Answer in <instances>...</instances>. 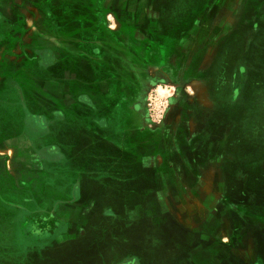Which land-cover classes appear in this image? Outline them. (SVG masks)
<instances>
[{
  "label": "crops",
  "instance_id": "0c3cea01",
  "mask_svg": "<svg viewBox=\"0 0 264 264\" xmlns=\"http://www.w3.org/2000/svg\"><path fill=\"white\" fill-rule=\"evenodd\" d=\"M123 1L131 0H116L114 13L109 8V20L115 16L117 26L93 25L92 20H84L88 12L76 18L73 14L80 11L76 9L74 13L61 12L63 20H56V24H28L25 28L29 31L20 34L19 41L1 40L0 96L7 91L9 96L17 92L21 95V89H25L21 99L26 104L13 102L8 109L0 107V208L10 211L19 205L30 211L39 209L52 215L64 229L41 251L38 264H75L70 260L73 257L79 258L78 264H164L170 259L176 260L173 264H216L218 252L206 254L207 259L201 261L191 248H177V242H181L177 222L169 216V228L164 227L165 213L156 214L164 203L150 200V193H165L170 187L165 177L195 178L199 174L192 167L191 172L183 173L181 167L173 174L166 172L167 162L177 158L175 149L173 157L160 153V162L146 153L150 143H161L160 135L151 137L131 108L137 100L133 96L134 75H143V32L160 30L162 15L158 5L147 4L148 0H143L142 9H138L139 0L132 6H125ZM7 11L11 16H23V10L17 7ZM55 11L54 15H59L60 11ZM37 13L30 10L24 16L42 17V10ZM98 13L99 17L105 15L103 10ZM93 29L100 30L96 39L88 33L83 35ZM88 39L94 42L91 46ZM179 41L173 44L176 51L182 47L183 57L189 58L184 62L175 57L174 68L182 70L189 63V69H195L197 60L193 64L192 55H188L190 35ZM94 48L99 50V57L93 53ZM22 70L25 73L21 74ZM8 79L21 89L13 86L14 90H8ZM23 136L30 139L32 149L24 147ZM88 144L98 146L100 151L109 149L111 155L101 154L97 159V163L102 160L97 167H102L105 160L104 167L92 165L97 157L91 155ZM176 147L181 158L179 138ZM155 167L160 174L157 177L163 178L159 187L153 177L150 180ZM110 175L114 176L111 184ZM139 191L141 202L129 198V192ZM37 192L43 197L39 198ZM113 195L122 200L113 199ZM71 236L73 239L65 243ZM108 241L112 248H92ZM211 256L214 259H208Z\"/></svg>",
  "mask_w": 264,
  "mask_h": 264
},
{
  "label": "rangeland",
  "instance_id": "374dc122",
  "mask_svg": "<svg viewBox=\"0 0 264 264\" xmlns=\"http://www.w3.org/2000/svg\"><path fill=\"white\" fill-rule=\"evenodd\" d=\"M115 1L0 0V42L1 40L19 41L20 34L29 31L25 28L28 24H56V20H63L61 12L68 10L71 13H74L73 11L76 9L80 10L73 14L76 18H82L88 12V16H85L84 20H92L93 25L117 26L115 16L111 19L112 21L109 20V8L114 13L113 4ZM160 1L159 10L162 13L160 24L166 29L172 24L174 18H180L183 24L192 25V22L189 23L190 16L195 13L199 14L197 19V25H199V28H197V44L200 49L198 55H195L199 58H197V64L194 66L198 77L184 78V67H187V65H184L181 70L182 75L180 74L181 79L177 82L171 80L165 85L161 84L155 91H151L148 94L149 101H147L152 120L151 124H160L167 113L170 100H177V105L166 119L168 128L166 135H164L173 137L178 129H181L180 127L185 129L184 126H186L192 130L190 135L186 134L188 138L198 137L203 130L209 131L211 124H215L217 120L216 116L218 121L221 124L223 123L222 117L216 115L218 114L217 105H220V102H216L209 79H207V68L209 67L207 59H209V55H206L202 46H209L211 43L212 38L210 37L213 28L214 37L217 38L220 31L218 28L234 24L242 8H248L249 2L243 4L239 0ZM254 2L256 8L251 13L257 14L258 18L256 23L253 21V24L250 25H258L255 28L257 32L253 38L246 37L244 45L247 51V63L252 62L256 70L261 73V86H257L253 94H247L245 97L238 99L236 104L241 106L234 107L231 105V107L228 106L227 110L224 109L225 114L229 115V121L227 119L225 121L230 126L228 130V153H226V150L224 156L218 154V149L222 154L223 147L217 149L212 144V158L203 160L200 165L195 167L200 170L198 177L190 181L188 177H165L164 181L170 187L166 188L165 193L160 192L157 194L158 199L164 203V208L157 209L156 213L158 211L162 214L165 213L166 217L171 216V220L174 218L179 221L183 232L201 234L200 236L207 234L205 239H209L208 244L203 247V251H198L197 254L202 261L207 259L206 254L218 252L219 254L217 253L218 256L215 258L216 264H218L217 260L220 261L219 264H264V0H255ZM135 3L134 0L123 1L125 6L128 4L132 6ZM138 3V9H142L143 0H139ZM189 4L193 6V9L189 7ZM195 6L197 8L194 10ZM14 7L22 9L23 16L9 15L10 11L8 12L7 9L12 10ZM38 9L42 10V17L39 15L35 17L24 16V13H28L30 10L38 14ZM55 9L58 10L57 12L60 11L59 15H54L56 14ZM101 10L105 12V15L99 17L98 12ZM49 12L54 17L49 16ZM3 14L6 15L3 16ZM86 24L92 23L87 22ZM60 27L64 26L61 25ZM202 35L203 37L199 38ZM232 39L231 37L228 38L229 41ZM238 40L241 42L242 39ZM232 52L236 55L238 49L236 48ZM253 54L255 55L253 56ZM260 58L262 59L259 60ZM23 73L25 72L22 70L21 74ZM23 77L27 78L26 75ZM6 83L8 90L11 88V90H14L13 86L16 90L17 86L21 89V85L14 81L8 79ZM177 88L181 90L178 95L176 94ZM20 92L21 95L17 92L16 96L13 93L9 96V91H7L4 94L6 96H0V107L8 109L9 104L13 102L20 106L26 104L21 99L22 94L26 93L25 89H21ZM228 99V104H233L232 91ZM28 127L30 128V126ZM222 127L223 124L219 128ZM36 130L40 132L39 129ZM215 135H218V133L216 132ZM232 137L234 139L231 140ZM22 138L25 140L24 147L32 149L30 143H28L30 139L24 136ZM89 148H91V155L97 157L94 158L92 165L95 168L104 167L105 160H103L102 167L101 165L97 167L98 164L102 163V160L97 163V159L101 154L105 157L111 155L109 149L100 151L101 149L98 146ZM112 155H114L113 151ZM150 155L154 154L150 153ZM110 177L109 182L111 184L114 176L110 175ZM173 184L176 185L175 188L172 186ZM131 193H128L129 198L132 197L133 201L138 200L141 202V191ZM37 196L39 198L43 197L40 196L39 192H37ZM151 196V202H157L156 194H153L154 197ZM144 197L146 198V195ZM112 198H116L118 201L122 200L116 195H113ZM125 201L124 198L123 203ZM109 202H112V200ZM105 205L106 203L102 207L105 208ZM18 206L12 207L10 211L0 208V264H38L39 261L36 260L42 253L41 251L52 243L54 236L63 233L64 229L58 225L55 219L53 220L52 215L49 213L39 209L38 211H30L29 207ZM161 206H163L162 203ZM150 213L152 217L151 209ZM166 233V235H169L168 231ZM72 239V236L67 238L65 243ZM98 247L112 248V244L108 241L92 248L97 250ZM86 248L87 245L84 248L85 252ZM63 249L66 250L68 247ZM72 255H70V258L73 257ZM84 255L82 256L85 260ZM212 258L213 256L208 257V259ZM70 260L78 264L77 260L79 258L73 257ZM174 261L176 260L170 259L164 264H173ZM82 264H85V261Z\"/></svg>",
  "mask_w": 264,
  "mask_h": 264
},
{
  "label": "flooded vegetation",
  "instance_id": "af4514ba",
  "mask_svg": "<svg viewBox=\"0 0 264 264\" xmlns=\"http://www.w3.org/2000/svg\"><path fill=\"white\" fill-rule=\"evenodd\" d=\"M254 1L253 0L247 1L249 2L248 8L247 9H245L244 7L242 8V11L238 15V18L234 24L232 23L229 26L226 27L221 26V28H218L220 29V31L217 38L214 37V28H213L211 30V37H210L212 38L211 43L209 44V46H205V47L202 46L206 55L207 54L209 55V59H207L208 60L207 63L209 64V67L207 68L208 71L207 79H209L210 82L209 84L211 85L213 96H215L217 100L216 102L218 101L220 102V105H217L218 114L216 115L222 117L223 127L221 129L219 128L222 124L220 123V121H218V117L216 116L217 120L215 121V124H211L209 131L206 132V130L202 129L203 132H201V134H199L200 136L198 137L196 136L193 138L191 137L188 138L187 136L190 135L192 130L186 126H184L185 129H182V127H180L181 129H178L176 135L173 137L165 136L168 128L166 124V119L177 105V100L176 101H174L173 99L170 100L167 113L164 119L162 120V122H160V124H151L152 120H151V115L149 114L150 110L147 101H149L148 94L151 91H155L156 88L159 87L161 84L165 85L171 80L177 82L179 79H181L180 74L182 71L177 68H174L173 65L174 63H172V60H174L175 57H177V59L179 57L180 60L183 59L184 62H188L189 56L188 58L183 57V55L185 54L184 49L181 47V50L176 51V46L173 45L176 43L178 44V42H180L179 40L182 39V37L184 38L190 35V38L192 40L191 41L192 45L189 48L190 52L188 55H192L191 60L193 64H195V60L199 58L196 56L198 55V51L200 49L198 48V44H197L198 30L196 29V27L199 28V25L193 28L192 25H189L188 23L186 24L181 23L182 21L180 18L179 19L174 18V20H172V24L169 25L168 29L160 25L161 27L160 30H152V31L147 30L143 32L144 33L143 44L146 48V50L144 49L145 57L143 58L144 60V64H143L144 68L142 69L143 75L140 76V74H138L137 72L134 75L135 93L133 96L137 100L134 101L133 106H131V108H133L135 115L138 118H140L139 119L140 123L141 124L143 123L145 128L149 130L150 136L152 135L153 137L156 136L157 134L160 135L161 143L157 144V141H153L152 143L149 144V146L146 149V153H148L149 155L150 153L154 154L150 156L156 157L155 158L156 161H159L158 158L162 153H167V154L170 153V156L173 157L174 149L175 152L178 154V150L176 147V139L177 138L180 139L182 153L184 155L182 154L180 158V156L176 154L177 156V158H175L176 160L170 159L167 162V168H166L167 173L171 172V174H173V170L175 168L178 169L177 167H181L183 173L191 172L190 167H192L194 170L199 172L200 170L196 169L195 167H197V165H200V163L203 160L212 158L213 146L217 147V149L219 147H223L222 154L221 151H219V149L217 151V153L222 156L228 153V149H227V147H229L228 130L230 126L228 125V123L225 122L226 119L227 121H229V115L225 114L224 109L227 110L228 106L231 107V105L234 107L241 106L236 104V101H238V99L240 98L245 97L247 94H253V92H255L256 90V87L259 85L261 86L260 84L261 73H259L258 70H256L255 65L252 62L247 63L248 57L246 56L247 51L244 45V39L246 37L253 38V36H255V33L257 32L255 28L258 27V25H254V26L250 25L253 24L252 23L253 21H255L256 23L258 18L257 14L251 13L256 8L255 7L256 4ZM146 3L147 4L153 3L154 5L157 4L158 8L161 6L160 0H148ZM243 4H245V2H243ZM190 7L191 9H193V6H191V4ZM144 9L146 10L147 6L144 5ZM198 15L199 14L196 13L192 14L189 18V23L192 22L193 24L194 23L197 24ZM180 23L181 25H179ZM105 28H109V26H105ZM190 28H192V31L189 34ZM195 30H197V33L194 32ZM99 31H100L99 29H93L85 32L83 35L89 34L88 35L89 37H93L96 39V37H98ZM202 37L203 35L200 36L199 38ZM230 37L233 38L231 41L228 40V38ZM240 38L242 39L241 42L240 40H238ZM87 41H88V46H91L94 43L90 39H88ZM252 47H253V42H252ZM236 48L238 49V52L236 53V55H234L232 51L235 50ZM98 52L99 50L98 49L95 50L94 48L93 53L95 54L96 57L100 56V53ZM254 55L255 54H253V56ZM136 57H137V52H136ZM261 59L262 58H260L259 60ZM137 60H139L138 57ZM184 70H185L184 78L195 77V76L198 77L196 73V68L189 69V63L187 68H185ZM257 76L259 77L257 78ZM180 91H181L180 88H177L176 94L178 95ZM231 91L234 98L232 99L233 104H228V100H229L228 98ZM219 109H221V111H219ZM216 132L218 133V135H215ZM186 134L188 135L186 136ZM232 139L234 138L232 137L231 140ZM226 150L227 152L224 154ZM185 157L187 160H185ZM151 170H152V175L150 176V180L151 177H153L155 179L154 182L156 183V186L159 187L160 185H162L163 178L157 177L158 175H160L157 171L158 170L157 167ZM158 178L161 180H159ZM193 178L191 177L188 180L190 181ZM150 187L157 190V188L153 187L152 185H150ZM153 194H156V197L158 199L159 197L157 196L158 192L155 191ZM153 194L150 193L149 196L152 195L151 197H154ZM145 195L147 197V194ZM144 199L146 198L144 197ZM166 218L167 219L164 227L166 226V228H169L170 217L168 216ZM173 220L175 219L173 218ZM175 222H177L176 230L179 233V237L181 236L180 237L181 242L180 241L177 242L178 244L176 247L183 250L191 248L197 253L198 251H203L204 250L203 247H205L209 241L205 239L207 234L200 236L201 234H197V233L190 234V232L188 233L183 232L180 222L177 220H175Z\"/></svg>",
  "mask_w": 264,
  "mask_h": 264
}]
</instances>
